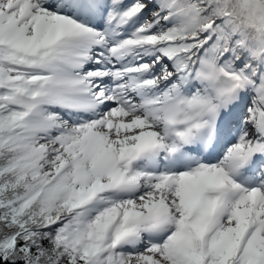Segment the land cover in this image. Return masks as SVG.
Instances as JSON below:
<instances>
[{
	"label": "snow or ice",
	"instance_id": "6c2138e0",
	"mask_svg": "<svg viewBox=\"0 0 264 264\" xmlns=\"http://www.w3.org/2000/svg\"><path fill=\"white\" fill-rule=\"evenodd\" d=\"M0 264H264V0H0Z\"/></svg>",
	"mask_w": 264,
	"mask_h": 264
}]
</instances>
